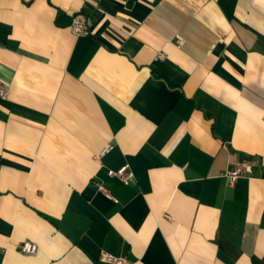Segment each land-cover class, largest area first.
Here are the masks:
<instances>
[{
  "label": "crops",
  "instance_id": "crops-1",
  "mask_svg": "<svg viewBox=\"0 0 264 264\" xmlns=\"http://www.w3.org/2000/svg\"><path fill=\"white\" fill-rule=\"evenodd\" d=\"M0 81V264H264V0H0Z\"/></svg>",
  "mask_w": 264,
  "mask_h": 264
},
{
  "label": "built area",
  "instance_id": "built-area-1",
  "mask_svg": "<svg viewBox=\"0 0 264 264\" xmlns=\"http://www.w3.org/2000/svg\"><path fill=\"white\" fill-rule=\"evenodd\" d=\"M69 26L74 34H86L88 32L86 21L80 13L72 16ZM175 43L178 46L183 43V39L180 35L175 36ZM8 92V85L0 81V97H6ZM261 119L262 122H264V114H262ZM251 169V159L234 160L229 163L222 174L227 177L230 183H234L238 177L248 175L251 172ZM108 174L119 178L123 183H128V181L133 177V173L127 164L122 165L117 169H108ZM98 188L104 193V195L111 197L110 192L105 186L99 184ZM17 248L19 251L26 254H34L37 250L36 244L28 240L19 243ZM100 259L112 264H129V260L126 257L112 255L107 252H102Z\"/></svg>",
  "mask_w": 264,
  "mask_h": 264
}]
</instances>
